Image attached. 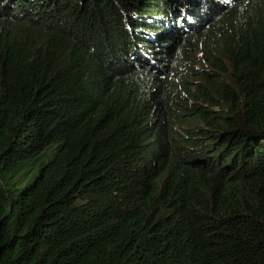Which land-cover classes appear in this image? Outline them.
I'll return each mask as SVG.
<instances>
[{"label":"trees","instance_id":"16d2710c","mask_svg":"<svg viewBox=\"0 0 264 264\" xmlns=\"http://www.w3.org/2000/svg\"><path fill=\"white\" fill-rule=\"evenodd\" d=\"M0 264H264V0H0Z\"/></svg>","mask_w":264,"mask_h":264},{"label":"rangeland","instance_id":"374dc122","mask_svg":"<svg viewBox=\"0 0 264 264\" xmlns=\"http://www.w3.org/2000/svg\"><path fill=\"white\" fill-rule=\"evenodd\" d=\"M31 179H32V175H31ZM20 184H22V182Z\"/></svg>","mask_w":264,"mask_h":264}]
</instances>
